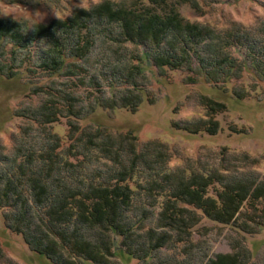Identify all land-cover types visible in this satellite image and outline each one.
<instances>
[{
  "label": "trees",
  "instance_id": "trees-1",
  "mask_svg": "<svg viewBox=\"0 0 264 264\" xmlns=\"http://www.w3.org/2000/svg\"><path fill=\"white\" fill-rule=\"evenodd\" d=\"M189 1L100 0L30 25L0 18V76L24 74L41 97L15 113L27 123L12 137L10 154L0 147L4 226L31 252L53 264L251 262L245 244L264 230V176L243 171L247 155L171 168L160 141L80 123L97 109L134 113L154 104L153 71H180L184 84L253 98L252 89L232 85L244 71L264 80V21L215 31L180 15L177 7ZM197 101L204 117L172 128L215 135L226 104L205 94ZM60 118L66 144L51 132ZM225 228L241 246L209 255L208 232ZM162 250L170 254L160 259Z\"/></svg>",
  "mask_w": 264,
  "mask_h": 264
},
{
  "label": "rangeland",
  "instance_id": "rangeland-1",
  "mask_svg": "<svg viewBox=\"0 0 264 264\" xmlns=\"http://www.w3.org/2000/svg\"><path fill=\"white\" fill-rule=\"evenodd\" d=\"M99 1L0 0V18H11L28 25L47 23L67 17L74 7L88 8ZM192 4L197 9H193ZM177 9L185 19L209 26L215 31H224L233 24L253 28L258 20L264 21V0H191L180 4ZM161 74L163 77H157L154 71L148 74L152 85L148 90L156 100L154 104L143 103L134 113L121 110L113 114L110 110L97 109L94 114L82 118L81 125L101 124L131 130L140 142L160 141L172 156L169 163L171 168L182 167L186 161L190 164L197 161L199 165L214 164L223 153L232 162L245 154L255 164L249 160L243 171L264 176V80L259 82L244 71L232 88L252 89L254 95L253 98L236 100L230 91L223 93L200 81L195 85L182 83L185 75L180 71L163 70ZM27 81L24 74L11 79L0 76V147L5 154H10L12 150V137L18 135V129L27 123L15 113L41 100L40 95H32ZM200 94L226 104V110L215 117L219 124L217 133L186 134L175 131L172 122L196 121L204 117V109L197 101ZM67 130L65 118L52 124L51 132L63 138L64 144L68 143L65 140ZM4 211L0 208V264H53L44 256L31 252L19 234L5 229ZM208 236L212 240L207 245L209 255L228 252L234 244L241 246V238L226 228L220 231L211 229ZM245 247L252 256L249 264H264V230L248 236ZM167 254H170L169 250H162L160 259Z\"/></svg>",
  "mask_w": 264,
  "mask_h": 264
}]
</instances>
